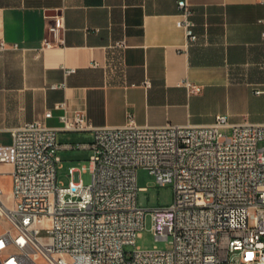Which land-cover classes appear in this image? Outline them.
<instances>
[{
    "label": "built area",
    "instance_id": "built-area-1",
    "mask_svg": "<svg viewBox=\"0 0 264 264\" xmlns=\"http://www.w3.org/2000/svg\"><path fill=\"white\" fill-rule=\"evenodd\" d=\"M179 6L184 18L177 24L196 40L187 1ZM61 29L60 22L50 24L41 49L61 46ZM6 49L1 41L0 53ZM62 68L66 75L76 71ZM62 121L60 128L25 122L12 129L11 143L0 142V165L11 166L0 175L11 174L13 201L8 204L0 181V216L9 223L0 233V264H264V123H232L217 114L210 124L153 127L130 116L123 126L96 128L85 110ZM59 130H94V139L60 145ZM62 147L92 150L89 164L69 168L67 184L58 179ZM141 168L157 184H173L170 205L139 204ZM87 170L89 184L76 177ZM148 215L151 231L169 248L136 245ZM129 245L135 248L127 251Z\"/></svg>",
    "mask_w": 264,
    "mask_h": 264
},
{
    "label": "crops",
    "instance_id": "crops-1",
    "mask_svg": "<svg viewBox=\"0 0 264 264\" xmlns=\"http://www.w3.org/2000/svg\"><path fill=\"white\" fill-rule=\"evenodd\" d=\"M186 1L196 40L177 24L179 0H0V142L32 120L60 128L76 110L96 128L130 116L153 127L210 124L217 114L264 123V0ZM57 22L64 43L41 49ZM64 65L76 71L66 75ZM188 81L201 91L190 93ZM93 139L94 130L57 132L60 145ZM0 224V233L9 227L5 218Z\"/></svg>",
    "mask_w": 264,
    "mask_h": 264
},
{
    "label": "rangeland",
    "instance_id": "rangeland-1",
    "mask_svg": "<svg viewBox=\"0 0 264 264\" xmlns=\"http://www.w3.org/2000/svg\"><path fill=\"white\" fill-rule=\"evenodd\" d=\"M8 137V136H7ZM5 139V143H11L10 138ZM61 135H59V140ZM59 154L62 156V166L58 169V179L60 183L67 184L70 180L69 168L71 166L80 167L82 164H89V158L92 154L90 149H77L67 153L60 151ZM72 157V158H71ZM5 170H8L6 168ZM2 182L5 187V192L11 190L12 177L11 174L2 175ZM77 179H82L85 184H89L92 181V174L90 170L86 172L80 171L76 174ZM138 184L142 189L139 191L138 200L139 204L146 209H153L161 206H168L173 202L174 199V186L173 184L159 185L155 182L154 177L146 169H140L138 172ZM6 197V196H5ZM12 198L9 200V205H12ZM2 219L3 217L0 216ZM151 217L148 215L146 229L138 237L136 245L143 249L152 248L157 245L160 248H169L171 245L168 241L159 240L155 234L151 231ZM2 224H0V227ZM135 246H126V250L130 251Z\"/></svg>",
    "mask_w": 264,
    "mask_h": 264
}]
</instances>
